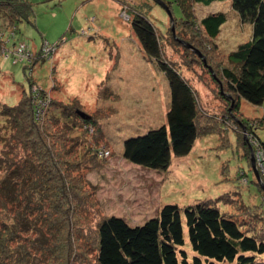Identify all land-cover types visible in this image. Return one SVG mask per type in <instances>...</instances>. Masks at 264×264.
Returning a JSON list of instances; mask_svg holds the SVG:
<instances>
[{
    "label": "rangeland",
    "instance_id": "rangeland-1",
    "mask_svg": "<svg viewBox=\"0 0 264 264\" xmlns=\"http://www.w3.org/2000/svg\"><path fill=\"white\" fill-rule=\"evenodd\" d=\"M25 1L32 7L34 17L32 21L18 23L15 39L26 41L33 48L31 55L36 58L30 63L33 79L51 88L50 96L55 100L67 102L78 96L83 111L88 114L103 109L95 115L101 117L99 125L109 141L107 147H100L109 152L100 167L91 170L85 167V162L78 163L79 155L90 147L88 144L75 156L65 158L74 163L73 166L68 162L64 170L66 180L72 185L68 191L77 194L80 191L74 175L67 171L70 166L79 172L86 171L88 180L96 186L86 183L84 193L81 190L86 196L82 202L69 191L68 202L75 203L77 240L68 249L66 260L63 243L57 244L61 253L52 264H97L96 251L92 249L98 236V221L105 216H121L132 225L141 224L157 215L165 203L185 206L199 200H208L237 219L245 215L237 214L239 206L264 209V192L256 184L264 191V156L253 150L250 143H243L250 130L248 123L241 120L254 122L264 117V103L255 105L239 99L226 89L221 73L223 68L238 67L230 53L253 34V24L243 20L229 0L192 6L191 18L197 23L194 26L197 34L189 27L184 30L185 23L175 21H180L183 14L174 0ZM159 1L168 6L170 13ZM217 11H224L228 19L213 43L206 37L200 21ZM135 14L146 16L163 35L166 56L193 85L203 106V116L198 120L199 136L192 150L186 156L173 157L164 171L135 166L123 157L124 141L165 124L170 104L165 74L146 56L133 33L129 20ZM1 15H4L0 17L3 27L7 28V17L14 19L17 13ZM9 23V29L3 30L7 33L14 29V23L11 26ZM183 42L192 43L193 48H186ZM49 51L53 55L51 61L44 62L47 58L44 52ZM3 53L0 66L5 74L0 77V101L12 105L29 88V82L24 66L16 63L18 59L14 62ZM105 86L116 94L109 93L103 98ZM255 131L264 142V127H256ZM98 140L104 138L97 136L95 142ZM1 147L0 142V150ZM259 208L249 212L256 221L248 226L264 230V213ZM50 209L56 211L52 222L58 227L63 217L61 207ZM47 260L40 264H48Z\"/></svg>",
    "mask_w": 264,
    "mask_h": 264
},
{
    "label": "trees",
    "instance_id": "trees-1",
    "mask_svg": "<svg viewBox=\"0 0 264 264\" xmlns=\"http://www.w3.org/2000/svg\"><path fill=\"white\" fill-rule=\"evenodd\" d=\"M216 1L225 0H174L183 14L180 21H175L185 23L184 30L189 27L197 34L196 21L191 18L192 6L198 3L208 6ZM229 1L243 20L253 24V34L249 41L231 51L232 61L238 67L223 68L222 77L226 89L239 99L261 105L264 103V0ZM8 12H16L17 16L13 19L8 15V21L14 23L13 31L8 33L3 31L9 29L8 21L4 28L0 20V58L3 51L5 58L14 62L18 59L16 63L24 66L29 88L22 91L15 104L0 101V142L3 144L0 150V264H40L46 259L52 264L61 253L57 244L63 243L66 260L68 249L77 240L75 203L68 202L70 192L82 202L86 197L82 195L86 183L96 186L88 180L86 171L72 169L74 163L65 158L75 156L88 144L90 147L79 155L78 163L85 162V167L91 170L100 167L109 153L100 147L109 141L99 125L101 117L95 115L103 109L88 114L83 111L78 96L67 102L55 100L50 96L51 88L33 79L30 66L36 59L31 55L33 48L26 41L15 39L18 23L32 21L34 17L30 4L25 0H0V17ZM227 19L224 11L209 13L201 19L200 26L214 43ZM129 21L141 49L167 78L170 104L165 124L124 141L123 157L135 166L164 171L173 157L186 156L192 150L199 136L198 120L203 116V106L193 85L166 56L163 35L154 24L143 14H135ZM51 53L44 52L47 57L44 62L51 61ZM4 74L0 66V77ZM105 88L108 93L103 98L109 93L116 94L111 87ZM241 120L248 123L250 130L243 143H250L253 150L264 156V142L255 131L256 127H264V117L254 122ZM95 134L104 140L96 143ZM68 162L73 166L67 171L74 175L79 194L67 190L72 186L64 172ZM54 205L61 207L63 213L58 227L52 222L56 211L50 208ZM258 208L239 206L237 214L245 215L237 219L210 201L199 200L185 206L165 203L157 215L141 224L132 225L121 216H105L98 221V236L92 250L96 251L97 264H264V230L248 226L249 222L256 221L249 212ZM259 209L264 213V209Z\"/></svg>",
    "mask_w": 264,
    "mask_h": 264
},
{
    "label": "water",
    "instance_id": "water-1",
    "mask_svg": "<svg viewBox=\"0 0 264 264\" xmlns=\"http://www.w3.org/2000/svg\"><path fill=\"white\" fill-rule=\"evenodd\" d=\"M158 3H160L165 9H167V11L169 12V10H168V8H167V5H164L165 3L164 2H161V1H159ZM170 13V12H169ZM173 19L171 18V21H172ZM184 43V45L186 46V47H188V48H193V46L190 44V43H186V42H183ZM201 56H203L202 54H201Z\"/></svg>",
    "mask_w": 264,
    "mask_h": 264
},
{
    "label": "built area",
    "instance_id": "built-area-1",
    "mask_svg": "<svg viewBox=\"0 0 264 264\" xmlns=\"http://www.w3.org/2000/svg\"><path fill=\"white\" fill-rule=\"evenodd\" d=\"M83 32L85 33V31H83ZM84 33H83V34H84Z\"/></svg>",
    "mask_w": 264,
    "mask_h": 264
}]
</instances>
